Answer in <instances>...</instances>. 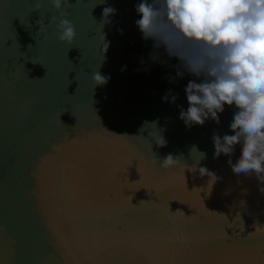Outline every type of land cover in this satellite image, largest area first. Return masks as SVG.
<instances>
[{"label":"water","instance_id":"water-1","mask_svg":"<svg viewBox=\"0 0 264 264\" xmlns=\"http://www.w3.org/2000/svg\"><path fill=\"white\" fill-rule=\"evenodd\" d=\"M100 2L65 10L77 32L68 46L54 24L38 33V19L59 17L48 0L39 13L32 0H0V264H264V193L213 156L234 106L187 128L178 105L197 78L169 82L178 62L150 56L138 0ZM97 70L107 84L94 86ZM169 89L174 103L161 100ZM168 154L186 167L162 168Z\"/></svg>","mask_w":264,"mask_h":264},{"label":"clouds","instance_id":"clouds-1","mask_svg":"<svg viewBox=\"0 0 264 264\" xmlns=\"http://www.w3.org/2000/svg\"><path fill=\"white\" fill-rule=\"evenodd\" d=\"M59 13L36 21L38 33L46 32L47 25L54 24L56 38L71 46L77 32L65 10L77 0H48ZM101 0L100 3H104ZM42 0H32V11L39 13ZM134 11L139 16L135 26L145 41H152L150 56L162 64L175 58V77L169 82L189 79L184 92L188 107L179 111V119L187 128L203 125L211 119L220 122L219 113L225 105L234 106L229 128L232 134L212 135L213 156H228L227 163L236 175L254 176L258 190L264 193V0H138ZM116 13L112 6L101 12L102 29L111 24L110 16ZM122 34V29L120 30ZM101 54L108 50L110 42L102 30L98 36ZM159 49H163V58ZM123 70V68H122ZM94 86L108 83L110 75L100 71L91 74ZM178 94L172 90L161 97L162 102L174 103ZM158 146L167 141L162 135L156 138ZM240 144V154L231 159L235 145ZM206 154L201 153L203 158ZM155 163V160H153ZM160 166L171 169L180 164L179 159L168 154L160 159ZM207 176L213 183L222 177L206 167L191 166V172Z\"/></svg>","mask_w":264,"mask_h":264}]
</instances>
